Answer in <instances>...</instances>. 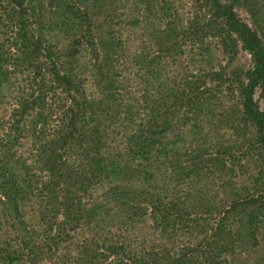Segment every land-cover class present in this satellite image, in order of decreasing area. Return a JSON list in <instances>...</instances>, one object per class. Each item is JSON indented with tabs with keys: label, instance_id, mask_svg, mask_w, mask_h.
<instances>
[{
	"label": "rangeland",
	"instance_id": "rangeland-1",
	"mask_svg": "<svg viewBox=\"0 0 264 264\" xmlns=\"http://www.w3.org/2000/svg\"><path fill=\"white\" fill-rule=\"evenodd\" d=\"M219 3L264 49V0ZM23 4L0 0V264H264L254 61L210 0Z\"/></svg>",
	"mask_w": 264,
	"mask_h": 264
},
{
	"label": "trees",
	"instance_id": "trees-1",
	"mask_svg": "<svg viewBox=\"0 0 264 264\" xmlns=\"http://www.w3.org/2000/svg\"><path fill=\"white\" fill-rule=\"evenodd\" d=\"M11 4L17 8V11L15 12L18 15H21V13H25V8H24V0H10ZM210 12H211V17L216 20L222 19L225 23L223 26H227L228 32H234L237 34L238 39L241 41V43L244 45L245 49L248 51L250 54L252 60L254 61V69L251 73H249L247 77V85L244 86L243 84L239 85V88L241 90V94H243V109L246 118L252 122L256 128H257V135H258V143H261L264 145V113L260 112L256 108V104L254 103L252 99V93L256 87L261 88L262 91H264V49L261 45V41L257 37V35L252 32L248 27L245 25L241 24L237 18L234 16L232 8L228 5H220L219 0H210ZM73 114V111L72 113ZM164 125H162V130H166L163 128ZM70 128H73V124L70 125ZM71 132V130H70ZM162 131L159 133H155L154 135L148 132V134L141 139L138 140V148L139 149H134L133 153L136 155L139 152L140 155H143V152L146 151L148 148L150 151L151 149L154 148V145L158 144V141L156 139L157 134H161ZM69 136H71V133H69ZM73 138V135L71 136ZM82 138H83V133H82ZM97 142V141H95ZM91 151H94L95 149L93 147H87ZM147 151V152H148ZM104 159L99 158V161L96 159L95 163L98 164V168L100 171H102L103 168V163ZM113 164L112 163L107 164L108 168L113 169ZM102 165V166H101ZM118 165V163H117ZM114 169L117 171L118 167L114 165ZM252 204H258L256 207V210L254 211L253 214L249 216V225L253 226L255 225V221L257 217H261L263 215L264 211V198H260L258 201H251ZM113 250H116L114 248L111 249V253ZM91 258V259H90ZM92 261V257H89V262ZM123 262L126 263L124 260Z\"/></svg>",
	"mask_w": 264,
	"mask_h": 264
}]
</instances>
